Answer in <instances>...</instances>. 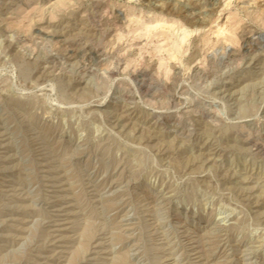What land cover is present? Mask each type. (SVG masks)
I'll return each instance as SVG.
<instances>
[{"label": "rangeland", "instance_id": "rangeland-1", "mask_svg": "<svg viewBox=\"0 0 264 264\" xmlns=\"http://www.w3.org/2000/svg\"><path fill=\"white\" fill-rule=\"evenodd\" d=\"M0 264H264V0H0Z\"/></svg>", "mask_w": 264, "mask_h": 264}, {"label": "bare ground", "instance_id": "bare-ground-1", "mask_svg": "<svg viewBox=\"0 0 264 264\" xmlns=\"http://www.w3.org/2000/svg\"><path fill=\"white\" fill-rule=\"evenodd\" d=\"M27 5H28V3H27ZM156 21V20H155ZM135 22H140V19H139V17H137V20L135 21ZM149 28H150V25L149 24H147V23H142V25H141V27H138L137 28V30H139V29H143L146 33L149 31ZM155 28V27H154ZM152 29V28H151Z\"/></svg>", "mask_w": 264, "mask_h": 264}]
</instances>
